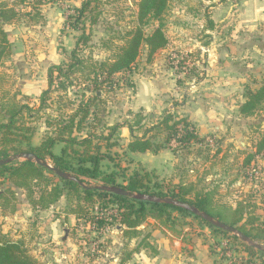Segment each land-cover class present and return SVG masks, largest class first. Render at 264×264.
<instances>
[{"label":"rangeland","instance_id":"rangeland-1","mask_svg":"<svg viewBox=\"0 0 264 264\" xmlns=\"http://www.w3.org/2000/svg\"><path fill=\"white\" fill-rule=\"evenodd\" d=\"M82 1L53 0L41 6L38 22L20 19L4 26L11 53L0 65V100L8 96L15 102L35 104L32 114L37 118L43 112H71L93 95L90 87L74 85L53 93L58 97H53V104L47 101L48 109L37 110L38 95L47 87V69L63 60L80 34L65 20ZM138 1L94 2L96 9L83 19L91 36L86 55L102 60L109 56L103 41H110L112 48L122 44L120 38L137 25ZM96 14L97 22L89 25ZM161 21L167 46L151 62L142 48L134 65L116 74L111 89L103 90L105 103L96 109L99 126L118 123L120 127L110 141L115 143L110 145L111 158L104 159L102 167L115 172L120 184L123 176L138 173L145 175L149 186L163 190L183 184L192 185L195 192L209 191L219 208L239 205L252 216L248 228H264V150H256L264 134V102L252 115L239 113L245 92L264 85V0H168ZM157 25L151 22L144 32ZM167 112L187 116L202 141L176 153L170 148L156 154L122 152L130 138L121 125L125 120L139 113L148 123ZM43 120L42 116L34 122L31 145H38L49 132ZM61 146L55 145L53 152L58 153ZM8 185L0 179V191ZM14 189L17 210L7 215L0 211V231L21 240L42 264L131 263L140 249L145 256L158 252L150 243L155 240L153 233L165 237L183 257L194 256L187 246L195 238L218 264H245L247 258L264 262V254L249 255L238 237L212 232L191 215L171 211L167 224L147 218L137 228L139 235L129 239L118 219L109 215L117 213L115 206L106 208L107 223L99 227L92 223L93 213L86 219L64 215L65 197L47 210H32L24 191Z\"/></svg>","mask_w":264,"mask_h":264},{"label":"trees","instance_id":"trees-1","mask_svg":"<svg viewBox=\"0 0 264 264\" xmlns=\"http://www.w3.org/2000/svg\"><path fill=\"white\" fill-rule=\"evenodd\" d=\"M51 1L53 0H0V65L11 53V42L4 26L20 19L38 22L42 19L41 6ZM94 2L97 3V0H83L80 6L71 8L72 12L66 16L65 22L69 28L80 31V34L73 49L65 53L63 60L50 65L47 69V87L38 95L37 110L48 109L47 101L55 103L53 97L56 95L53 96V93L66 92L74 85L90 87L93 95L79 102L70 110L71 112L53 115L43 112L37 118L32 114L35 104L15 102L8 96L0 100V159L24 151L31 152L39 158L50 160L51 165L59 170L79 178L82 185L73 180L59 178L53 171L34 162L11 161L0 166V179L10 184L0 191V211L4 215L16 212L17 196L14 188H20L24 191L25 199L32 210L49 209L60 198L65 197V206L62 209L64 215L86 219L93 213L96 220L92 223L99 227H104L107 223L106 208L109 205L115 206L117 213L109 215L118 219L120 227H123L120 230L129 239L139 235L137 228L147 218L167 224L171 219V211L191 215L212 232L227 234L182 208L136 200L97 188L101 185H115L132 193H148L188 202L214 218L234 226L250 239L264 244V228L247 227V224L252 223V216L246 215L239 205L234 209L219 208L209 191L195 192L192 185L183 184H178L176 189L163 190L161 187L149 186L145 182V175L138 173L123 176V183L120 184L115 172L103 169L102 161L111 158L110 145L115 144L110 142L111 138L120 127L118 123L111 125L104 123L99 126L100 120L96 118L98 112L96 109L105 103L102 99L103 90L106 87L111 89L116 74L129 70L134 65L142 48L146 51V61L151 62L154 55L167 46L168 38L162 28L161 19L168 0H139L136 5L137 25L120 38L122 44L117 48L110 47V41H103L109 56L102 60L86 55L85 52L91 36L87 32L89 29L84 26L83 19L96 9ZM96 16L97 14L89 19V25L97 22ZM153 21L158 22V25L145 33L144 28ZM244 98L239 106V113L245 116L252 115L264 102V85L255 90L248 89ZM42 116L49 132L38 145H31V138L36 132L34 122ZM121 125L127 128L130 136L123 153L156 154L165 148H170L176 153L177 150L202 141L187 116L171 112H167L159 120L148 123L142 119L141 114L134 113L130 120H125ZM58 143L62 146L58 153H54L53 148ZM102 148L106 150L102 151ZM256 150L257 152L264 150V134L256 143ZM85 179L95 180L100 184H87ZM231 236L237 239L236 235ZM243 244L249 255L253 252L264 254L263 251ZM0 264L42 263L29 254L21 240H12L0 231Z\"/></svg>","mask_w":264,"mask_h":264},{"label":"water","instance_id":"water-1","mask_svg":"<svg viewBox=\"0 0 264 264\" xmlns=\"http://www.w3.org/2000/svg\"><path fill=\"white\" fill-rule=\"evenodd\" d=\"M15 159H21V160L34 162L36 165H39L43 168L53 171L56 174V176H58L59 178L73 180V181H76L78 184L82 185V181L79 178L75 177L69 172H64V171L59 170L58 168L52 166L47 160L39 158L31 152L24 151V152L17 153L13 155L12 157H9L6 159H0V166L3 164L9 163ZM97 188H99L100 190H104L107 192L117 194V195L128 196L136 200L153 202V203H163V204L173 205L175 207L182 208L188 211L189 213L195 216H198L199 218L204 220L206 223H208L212 227L222 230L224 232L236 235L242 242H245L251 247L264 252V245L256 241H253L248 236H246L245 234L237 230L234 226H231L229 224H226L214 218L213 216L209 215L205 211L199 210L197 207H195L194 205L188 202H183L178 199H174L172 197H161V196H156V195H152L148 193H141V192L132 193L120 186H115V185H111V186L101 185V186H97Z\"/></svg>","mask_w":264,"mask_h":264},{"label":"crops","instance_id":"crops-1","mask_svg":"<svg viewBox=\"0 0 264 264\" xmlns=\"http://www.w3.org/2000/svg\"><path fill=\"white\" fill-rule=\"evenodd\" d=\"M153 236L155 240H151L150 243L152 245L154 243V247H156L158 252L149 256H145L143 250L140 249L139 252L133 254L134 257H136L134 258L133 262H126L124 264H218V262L209 255L207 246L201 242H198L195 238H192L189 245L187 246L189 249H193L194 256L192 255L191 257H183L181 253H176L174 247L168 243L165 237H162L156 233H153ZM174 242L176 244V241ZM58 249L60 250L61 248Z\"/></svg>","mask_w":264,"mask_h":264},{"label":"built area","instance_id":"built-area-1","mask_svg":"<svg viewBox=\"0 0 264 264\" xmlns=\"http://www.w3.org/2000/svg\"><path fill=\"white\" fill-rule=\"evenodd\" d=\"M245 264H264V262H262L261 260L258 259H251V258H247L244 260Z\"/></svg>","mask_w":264,"mask_h":264}]
</instances>
